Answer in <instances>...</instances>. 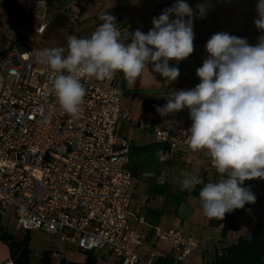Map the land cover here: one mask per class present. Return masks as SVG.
Instances as JSON below:
<instances>
[{"label": "built area", "instance_id": "1", "mask_svg": "<svg viewBox=\"0 0 264 264\" xmlns=\"http://www.w3.org/2000/svg\"><path fill=\"white\" fill-rule=\"evenodd\" d=\"M64 5L69 37L82 22V7L72 0ZM73 7L78 15L70 13ZM45 11L50 18L58 10ZM47 25L44 18L36 33L42 35ZM37 51L18 44L11 55H0V213L13 208L24 231L56 236L63 246L107 250L119 264H154L155 251L139 254L144 240L131 224L138 179L129 169L131 142L117 132L120 120L130 118L121 105L124 89L81 77L86 95L79 118L73 119L51 92L57 73L37 58ZM166 121H172L171 128L157 130L155 144L164 147L163 155L187 151L188 116L181 110ZM246 216L253 226L264 221V199ZM153 230L158 240L172 245L177 263L199 247L196 236L180 227ZM50 258L68 262L58 252Z\"/></svg>", "mask_w": 264, "mask_h": 264}, {"label": "clouds", "instance_id": "2", "mask_svg": "<svg viewBox=\"0 0 264 264\" xmlns=\"http://www.w3.org/2000/svg\"><path fill=\"white\" fill-rule=\"evenodd\" d=\"M197 9L203 18L206 6L198 4ZM173 14L176 19H170ZM257 14L254 23L264 30V0H258ZM99 20L103 23L89 37L69 36L66 48L36 52L57 73L51 92L73 119L79 118L86 95L81 77L112 80L122 73L134 83L151 63L155 72L172 82L180 71L169 60L180 62L194 51L193 10L184 0L154 17L153 28L146 34L136 30L130 36L122 35L116 18L108 12L100 13ZM205 47L209 55L196 70L200 83L168 93L167 103L156 106V111L167 117L189 110L188 146L192 151H204L224 177L200 190L202 211L209 220L222 221L226 213L256 202L250 188L242 186L244 181L264 179V35L253 46L244 38L217 32ZM165 125L171 128L172 121ZM144 175L148 178L152 173ZM181 175L182 190L203 183L197 174Z\"/></svg>", "mask_w": 264, "mask_h": 264}, {"label": "crops", "instance_id": "3", "mask_svg": "<svg viewBox=\"0 0 264 264\" xmlns=\"http://www.w3.org/2000/svg\"><path fill=\"white\" fill-rule=\"evenodd\" d=\"M8 1L10 0H0V4H5ZM17 1L22 2V0H16V2ZM38 2H42V4L44 5V9L49 10H52V8L56 7V5L59 3L64 4L59 1L56 3H46L45 0H35L33 3L34 8L35 6H37ZM83 11L84 8H82V12ZM49 22L50 21H48V23ZM77 36L89 37V34L87 30H83V33H78ZM147 67L148 68L144 70L142 75L138 77L134 83H129L124 78L122 73L118 74L114 79L111 80H115L117 86L123 88L125 91L121 99V105L124 110H127L129 112L130 118L129 120H120L118 125L121 124V126L119 128L117 125V132L125 138L127 137L124 134V125L132 121L130 109L137 103L136 100H142L147 106L152 104L155 100L157 103H160L162 105L164 104L165 100L157 99V97L160 96V93L166 94L172 86L173 81L168 82L164 77H162L160 73L155 72L151 63H149ZM94 79L99 82H105L104 80H98L95 77ZM134 99L136 103L133 102ZM183 113H185V111H183ZM167 118L168 116L164 117L163 122L160 125V129L164 127ZM136 123L137 124L135 125L137 126H140L141 124L139 120ZM191 124L192 120L189 118V128L191 127ZM128 140L131 142L130 155L132 154L133 150H140L139 145H136L130 139ZM151 147L152 148L150 149L159 150V152L163 153V150L159 145L153 144ZM180 153L182 152H178L177 154L180 155ZM184 153L187 154L190 161L183 164L181 168L179 167V171H181V173L189 172L197 174L200 176L202 181L206 182H213L216 179L224 178L219 173H217L211 162L204 161L203 156L205 152L188 150L184 151ZM160 160V166L149 163L142 166V187L140 186V179H138L132 172L133 175L138 179V182L134 192L133 200L130 205V209L134 214V218H132L131 224L136 230L141 233L144 240L142 247L138 250L139 254L146 257L151 251H155L157 258H168L171 256L172 245L167 241L157 239L153 230V228L156 226L162 227L163 229L169 227H180L185 234L194 235L199 240V247L195 250L199 251V253L193 255V251L189 256V260L184 264H199V262H201L202 264L208 254L228 245L232 241H235L239 236L247 235L252 231L253 228L247 232V227H244L243 217H245L246 215L234 214L228 222L229 229L223 236L221 234V230L224 223L227 222V213L225 214V218L222 221L216 219L209 220L207 217H205L202 211V205L199 196H194L192 194H184V196L181 195L184 192V190H182L180 186V181L183 178L182 175L179 180L172 183H168L166 181H163L162 179L157 180V177L159 176L158 173H160L161 175L168 174L173 169L177 168V165L175 166L173 163H169V161L166 162L165 160ZM146 172H151V177L146 178L144 175ZM208 176L210 177V179L207 178ZM257 185L258 186L255 188L249 186L247 187L250 188V190L260 198V200L264 199V179L259 180ZM154 187L155 189L152 190V188ZM160 188L162 189L160 190ZM191 190L185 191L190 192ZM8 215H11L14 218L19 229L24 232L23 237L28 232L31 238V231H24L20 227L15 214V210L13 208L8 209L3 214L0 213V235L5 234L11 236V238L16 242H21L23 239H16L15 236L7 231V227V229H5L4 224ZM251 226L253 227V225ZM55 241L62 246L61 249L57 250L51 248L50 250H48V252H58L60 254H63L69 262H72L68 258V250L66 249L67 246H63L58 242L57 239ZM70 248L78 250L73 247ZM82 252L85 253L86 257V251ZM108 253L110 252L108 251ZM93 254L97 257L98 253ZM8 259H12L14 263V256L11 252V249L9 248L7 242L0 238V264H5ZM176 264L181 263L176 262Z\"/></svg>", "mask_w": 264, "mask_h": 264}, {"label": "rangeland", "instance_id": "4", "mask_svg": "<svg viewBox=\"0 0 264 264\" xmlns=\"http://www.w3.org/2000/svg\"><path fill=\"white\" fill-rule=\"evenodd\" d=\"M34 1L35 0H22V2H16V0H10L5 4H0V53L5 51L6 54L11 55L14 47L18 44H23L24 47H34L40 51L45 48L67 47L69 12L62 11L65 5L60 3L57 4L56 7H54V9L57 8V13L49 18L42 2H38L37 6L34 8ZM98 11L99 10L96 7L84 5V11L81 15L83 20L81 23L75 25L72 29V33L77 35L78 33H83V30H90L89 35H91L96 29L93 24L99 16ZM70 13L78 15L79 10L73 7ZM44 18H46V21L50 22L48 23L45 32L42 35H39L36 33L35 29L39 24L44 22ZM104 81L106 83L111 82V80ZM133 102H135V99ZM136 102V104L130 109L132 121L124 125V134L136 145H139V148L142 151L136 149L133 150L130 155L129 169L138 179H140V186L142 187V166L147 163L160 166V159H162L166 162L169 161V163H173L175 166L177 165V168L173 169L168 174L161 175L158 173L159 178L157 177V180L162 179L168 183L176 182L181 177L179 167L181 168L183 164L190 161L187 154L182 152L180 155L177 153L163 155V153L159 152V150L150 149L156 141L155 131L160 129V125L164 119V117H161L156 111V106H164L167 102L165 101L164 104L161 105L155 100L148 106L145 105L142 100L137 99ZM138 120L141 123L140 126L135 125ZM120 126L121 124L118 125V128ZM207 178L210 179L209 176ZM220 179L223 178L216 179L213 182ZM242 186L255 188L258 185L255 181L248 180L247 182L246 180ZM243 218L244 227H247L248 232L253 227L250 225L246 216ZM4 227L5 229L8 228L7 231L15 236L16 239L19 240L20 238H23L24 232L19 229L16 221L11 215H8L6 218ZM30 233L31 238L28 244V248L30 250V264H40L41 257L44 252H47L51 248L60 250L62 247L55 241L56 236H52L50 239H47V235L42 231L34 230ZM66 249L68 250V258L70 261L81 262L84 260V252L71 249L70 246H67ZM198 253L199 251H194L193 255ZM97 260V264H118L117 258L108 253L107 250L99 251L97 254ZM188 260L189 258L185 262ZM185 262H182L181 264H184ZM199 264H201V262H199Z\"/></svg>", "mask_w": 264, "mask_h": 264}, {"label": "flooded vegetation", "instance_id": "5", "mask_svg": "<svg viewBox=\"0 0 264 264\" xmlns=\"http://www.w3.org/2000/svg\"><path fill=\"white\" fill-rule=\"evenodd\" d=\"M61 0H45L46 3H56ZM76 6L84 5L98 8V14L102 12H108L110 15L116 18L117 27L122 31V35L127 33L129 36L136 30H140L143 33H147L153 28L152 20L154 17H158L162 14L163 10L170 8L179 0H150L146 5L145 14L147 16L143 18L137 9L139 0H72ZM193 10V25L210 24L213 26H220L219 32H226L229 35H233L239 38H244L250 45L255 46L259 42V38L264 35V30H260L256 27L254 21L258 19L257 4L258 0H184ZM65 4V3H64ZM144 5L143 2H141ZM198 4L206 6V15L200 18L199 11L197 9ZM144 5V6H145ZM177 17L173 14L170 19H176ZM187 17H185V20ZM141 20H148L146 23L139 24ZM130 21V22H129ZM103 21L97 17L93 26L97 28ZM151 26L150 29L147 27ZM88 31V30H87ZM90 30L88 31L89 34ZM90 36V35H89ZM128 43L131 42L129 39ZM203 59V58H202ZM200 59V60H202ZM174 63L169 60V65L172 66ZM180 71L179 77L172 82V86L167 93L180 88V90H188L194 88L197 84L195 83L192 87L188 88L187 84L183 81V72L181 67L176 65ZM167 102V100H165ZM185 110L186 115L190 118L189 110ZM204 152V151H203ZM262 180V179H260ZM258 183L259 178H256Z\"/></svg>", "mask_w": 264, "mask_h": 264}, {"label": "trees", "instance_id": "6", "mask_svg": "<svg viewBox=\"0 0 264 264\" xmlns=\"http://www.w3.org/2000/svg\"><path fill=\"white\" fill-rule=\"evenodd\" d=\"M3 51L0 55H5ZM162 150L164 147L159 145ZM191 150L189 147L187 148ZM203 183L196 185L190 192L184 190L181 194H192L199 196L200 190L204 185ZM152 188V190H154ZM162 188H160L161 190ZM256 196V195H255ZM182 199V198H181ZM260 198L256 196V202L254 204H245L243 209H236L231 213H227V222L222 226L221 234L224 236L229 229L228 222L234 214L247 215L254 211L259 205ZM0 238L7 242L11 252L14 256V263L16 264H30V250L28 244L30 242V236L27 232L21 242H15L11 236L1 234ZM40 264H57L50 258V252H44L41 257ZM58 264H97V257L93 252H86V257L82 262H66L62 259ZM154 264H176L173 254L168 258H156ZM202 264H264V221L253 226L252 231L243 236H239L235 241H232L228 245L215 250L207 255Z\"/></svg>", "mask_w": 264, "mask_h": 264}, {"label": "water", "instance_id": "7", "mask_svg": "<svg viewBox=\"0 0 264 264\" xmlns=\"http://www.w3.org/2000/svg\"><path fill=\"white\" fill-rule=\"evenodd\" d=\"M70 0H61L62 3H67ZM140 3H138L137 9L140 12V15H143L142 17L145 18L147 16V14H145L146 8H147V4L150 0H139ZM141 2L144 3V5L141 4ZM160 15V14H159ZM158 15V16H159ZM130 22V21H129ZM148 22V20H141L140 22H138L139 24L142 23H146ZM151 26H148L147 28L150 29ZM152 28V27H151ZM220 26H213L210 24H201V26L196 25L193 26V31L195 34V38L193 41L194 44V51L192 54H190V56L180 62H176L175 60L173 61V65L172 66H176L179 65L181 67V71L183 72V83L187 84L188 88L192 87L195 83L200 81V78L196 75V70L202 66L204 60L208 57V53L206 51V43L207 41L211 38V36L217 32H219L220 30ZM203 58V59H202ZM202 59V60H200ZM115 82L111 81V83ZM180 88L173 90V91H179ZM172 92V91H171ZM170 92V93H171ZM168 93L165 94V96H158L157 99L160 100H167L166 96ZM190 148V147H189ZM189 149H187L188 151ZM204 161H209L211 162L210 158L204 154L203 156ZM255 180V179H252ZM260 180V178H259Z\"/></svg>", "mask_w": 264, "mask_h": 264}]
</instances>
